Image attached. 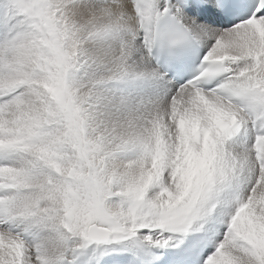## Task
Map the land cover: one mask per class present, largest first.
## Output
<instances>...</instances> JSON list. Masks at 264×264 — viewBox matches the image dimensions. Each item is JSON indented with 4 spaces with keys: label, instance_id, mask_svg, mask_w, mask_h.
Returning <instances> with one entry per match:
<instances>
[{
    "label": "snow or ice",
    "instance_id": "obj_1",
    "mask_svg": "<svg viewBox=\"0 0 264 264\" xmlns=\"http://www.w3.org/2000/svg\"><path fill=\"white\" fill-rule=\"evenodd\" d=\"M264 264V0H0V264Z\"/></svg>",
    "mask_w": 264,
    "mask_h": 264
},
{
    "label": "bare ground",
    "instance_id": "obj_2",
    "mask_svg": "<svg viewBox=\"0 0 264 264\" xmlns=\"http://www.w3.org/2000/svg\"><path fill=\"white\" fill-rule=\"evenodd\" d=\"M115 254H124V253L114 252V253H111V254L105 255L103 258H105V257H109V256H111V255H115ZM103 258H101V259L99 260V264H101Z\"/></svg>",
    "mask_w": 264,
    "mask_h": 264
}]
</instances>
